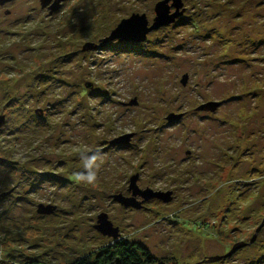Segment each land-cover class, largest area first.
I'll list each match as a JSON object with an SVG mask.
<instances>
[{"label": "rangeland", "instance_id": "374dc122", "mask_svg": "<svg viewBox=\"0 0 264 264\" xmlns=\"http://www.w3.org/2000/svg\"><path fill=\"white\" fill-rule=\"evenodd\" d=\"M161 1L0 0V264L117 241L157 264H264V0H183L145 42L102 46ZM135 176L171 202H117Z\"/></svg>", "mask_w": 264, "mask_h": 264}, {"label": "water", "instance_id": "95a60500", "mask_svg": "<svg viewBox=\"0 0 264 264\" xmlns=\"http://www.w3.org/2000/svg\"><path fill=\"white\" fill-rule=\"evenodd\" d=\"M65 0H56L52 4V0H43L42 7L45 9L48 6L51 7L49 10L51 11V15L55 14L59 11L61 8V3ZM187 1V0H184ZM184 1L183 0H163L160 3L157 4L155 8L156 13V19L154 20V23L152 26H150V23L145 15H134L128 20L122 21V23L118 26V28L112 32L111 36L108 39H105L102 42V46L105 47L109 42L111 41H126V42H145L148 35L154 31H158L163 27L173 25L179 20L185 13L184 9ZM172 9L174 12H172ZM188 76L183 77L182 84L184 86L187 85L188 82ZM90 88L92 85H88ZM137 103V102H135ZM216 105H207L202 107L201 111H212L215 112ZM5 117H0V130L2 129L4 123H5ZM172 121V120H170ZM132 135L126 136L120 139H117L113 142V144H120V143H126L129 144V141L131 140ZM139 177L135 176L131 179V187L130 191H133V197L132 199L124 198V196L120 195L115 198L117 202L120 204L126 206V207H134L136 209L141 208V204L136 203V198L138 196L144 198L146 201H149L150 199H160L164 202H171V193H154L153 191H147V192H141L137 186ZM55 211V208L53 207H47L44 206L39 207V214H52ZM96 229L104 236H109L114 239H118L120 234L119 230L114 228L112 223L108 221V217L106 215H102L99 217L98 226Z\"/></svg>", "mask_w": 264, "mask_h": 264}, {"label": "trees", "instance_id": "16d2710c", "mask_svg": "<svg viewBox=\"0 0 264 264\" xmlns=\"http://www.w3.org/2000/svg\"><path fill=\"white\" fill-rule=\"evenodd\" d=\"M22 264L45 263L25 260ZM67 264H157V259L141 245L117 241L106 246L94 257L77 259Z\"/></svg>", "mask_w": 264, "mask_h": 264}, {"label": "flooded vegetation", "instance_id": "af4514ba", "mask_svg": "<svg viewBox=\"0 0 264 264\" xmlns=\"http://www.w3.org/2000/svg\"><path fill=\"white\" fill-rule=\"evenodd\" d=\"M54 1H56V0H52V4L54 3ZM51 4V5H52ZM51 5L49 6V7H47V8H45L46 10L48 9L49 10V8L51 7ZM62 7H63V2L61 3V8L59 9V11L62 9ZM44 9V10H45ZM172 12H174V10L172 11ZM210 112H212V111H210Z\"/></svg>", "mask_w": 264, "mask_h": 264}, {"label": "clouds", "instance_id": "9594fccd", "mask_svg": "<svg viewBox=\"0 0 264 264\" xmlns=\"http://www.w3.org/2000/svg\"><path fill=\"white\" fill-rule=\"evenodd\" d=\"M93 177H90V179H92Z\"/></svg>", "mask_w": 264, "mask_h": 264}]
</instances>
